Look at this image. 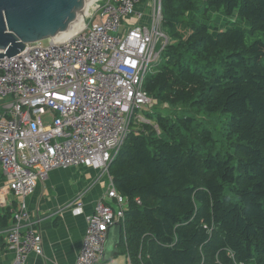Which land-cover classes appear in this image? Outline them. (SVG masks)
Returning a JSON list of instances; mask_svg holds the SVG:
<instances>
[{"label":"trees","instance_id":"obj_1","mask_svg":"<svg viewBox=\"0 0 264 264\" xmlns=\"http://www.w3.org/2000/svg\"><path fill=\"white\" fill-rule=\"evenodd\" d=\"M163 9L176 42L146 78L152 104L221 114L234 142L215 153L212 133L194 119L145 111L149 123L109 171L128 201L119 248L130 264H264V0H165ZM212 9L248 27L214 35L187 21Z\"/></svg>","mask_w":264,"mask_h":264},{"label":"built area","instance_id":"obj_2","mask_svg":"<svg viewBox=\"0 0 264 264\" xmlns=\"http://www.w3.org/2000/svg\"><path fill=\"white\" fill-rule=\"evenodd\" d=\"M153 1L144 18L137 11L143 0H99L72 37L26 44L18 55L0 58V172L20 200L7 237L11 264L43 254L26 200L57 169L89 168L109 178L86 216L75 264H99L109 228L125 220L128 201L109 171L129 135L149 123L142 116L152 105L144 84L168 42L163 0ZM130 17L137 22L122 32ZM76 204L75 215L84 214L81 198Z\"/></svg>","mask_w":264,"mask_h":264},{"label":"crops","instance_id":"obj_3","mask_svg":"<svg viewBox=\"0 0 264 264\" xmlns=\"http://www.w3.org/2000/svg\"><path fill=\"white\" fill-rule=\"evenodd\" d=\"M140 5L138 12L143 11ZM126 22L135 24L137 21L130 17ZM103 176L98 177V171L89 168L57 169L48 181L38 185L26 203L31 222L42 237L43 254H30L26 264H75L86 232V216L94 212L97 201L109 187L108 178L104 186L97 185ZM8 185L0 172V264H11L14 259L7 237L13 224L11 211L20 206V200ZM80 198L84 214L75 215ZM107 264L130 263L125 253Z\"/></svg>","mask_w":264,"mask_h":264},{"label":"water","instance_id":"obj_4","mask_svg":"<svg viewBox=\"0 0 264 264\" xmlns=\"http://www.w3.org/2000/svg\"><path fill=\"white\" fill-rule=\"evenodd\" d=\"M89 0H0V58H12L26 44L53 40L67 32L85 11ZM123 227L115 223L107 233L99 264L121 255Z\"/></svg>","mask_w":264,"mask_h":264},{"label":"rangeland","instance_id":"obj_5","mask_svg":"<svg viewBox=\"0 0 264 264\" xmlns=\"http://www.w3.org/2000/svg\"><path fill=\"white\" fill-rule=\"evenodd\" d=\"M164 1L165 0H163V7H164ZM198 3L200 7L199 9L204 7L202 4V1H199ZM153 4H154L153 0H143L140 7L144 11V18L146 17L149 18L150 15L152 14ZM94 5L90 7L88 10L85 9L84 18H86V15L90 10H91L90 12H92ZM163 16H164V9H163ZM186 18H187V21L189 22L200 21L201 23H206L207 25H210L212 27L213 32L215 31V29H219V30L230 29V28L242 29V28L248 27V24H245L242 21L238 20L236 14L232 17H228L224 12H217L215 9H212L209 16L207 17L202 16L197 12V13H188ZM83 24H84V20H81L77 24L75 22L71 25L69 30L76 31L78 27L80 25L82 26ZM124 24L125 25L122 28V32H125L126 30L129 29V24H127V22H125ZM164 25H165V22L162 23V31L168 38L167 45H170L171 43H175L176 40H174L169 35ZM178 29L181 35L185 37H187L191 32L190 29L186 25H181L179 26ZM214 35H216V32H214ZM48 43H49L48 40L43 41L44 45H47ZM155 64L153 65V67H151L150 72L153 71ZM151 109L155 111V113H158L161 115H169V116L179 115V116H186V117H190L194 119L195 125L198 126V129L207 130L212 133V137L215 140V145H214L215 153H221L222 155L225 156L228 151H232V150H229L230 148L229 146L233 144L234 139L231 138L229 134V130H228L229 120L223 115L221 114L210 115L207 112H205L203 109L198 108L197 106H185V105L172 106L170 104L161 105L157 102H153V104L150 105L147 110L150 111ZM142 116L144 117V115ZM50 120H51V117L48 115L43 117V122L45 124H48ZM101 175L102 173L98 172V177ZM107 178L108 177L106 175L101 177L97 185L104 186Z\"/></svg>","mask_w":264,"mask_h":264},{"label":"bare ground","instance_id":"obj_6","mask_svg":"<svg viewBox=\"0 0 264 264\" xmlns=\"http://www.w3.org/2000/svg\"><path fill=\"white\" fill-rule=\"evenodd\" d=\"M98 1L99 0H89L87 2V5L85 7V9H87V10L90 7H92L94 5V3H95V5H94V8L92 9V12H90L91 11L90 10L87 13L86 18H84V16H85L84 12L79 16L78 20L76 21V24L78 22H80L81 20H84V24L82 26L80 25L76 31H74V30H68L67 32L58 35V39H68V38L72 37L74 34H76L78 31H80L81 29H83L85 27V25H86L87 20L90 18L91 14L96 10Z\"/></svg>","mask_w":264,"mask_h":264}]
</instances>
